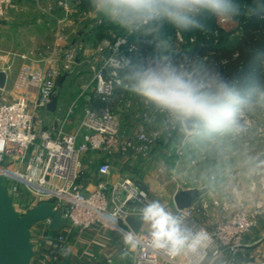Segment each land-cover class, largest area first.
Here are the masks:
<instances>
[{
	"label": "built area",
	"instance_id": "built-area-1",
	"mask_svg": "<svg viewBox=\"0 0 264 264\" xmlns=\"http://www.w3.org/2000/svg\"><path fill=\"white\" fill-rule=\"evenodd\" d=\"M68 2L58 0L59 6L70 14ZM8 3L9 0H0V19L6 16ZM132 37L139 35L114 34L98 48L99 56H103L106 48L109 54L103 57L99 67H92L94 77L86 86L91 95L83 104V117L74 132H66L65 127L72 122L75 104L57 120L60 125L55 133L46 128L48 118L43 116V112L48 110L52 98L58 94L61 75L71 73L79 63L77 56L82 46L73 44L59 61L55 60L60 68L52 65L22 67L13 87L0 89V176L19 212L26 213L42 202L56 204L55 209L64 221L56 230L60 232V239L73 231L82 234L102 226L122 237L124 233H134V264H204L210 255L221 260L220 264H234L246 236L258 224L256 215L249 210H237L218 223L213 231L198 221L193 206L177 210L174 215L181 217L194 232L202 231L207 240L196 253L170 255L152 246L145 225L135 233L126 223L129 217L140 219L139 210L150 201L146 189L131 178L114 180L110 161L101 163L88 182H83L86 155L103 153L109 157L137 159L148 156L159 138L158 132L149 135L143 126L135 136L125 135L117 115L119 105L128 95L123 88V92L119 91L120 73L113 70L107 61L118 55L130 57L134 50L129 45ZM62 38L60 36L59 40ZM165 122L169 135L173 134L174 122L168 116ZM184 128L188 135L185 125ZM261 173H264V162ZM223 209H229L227 203L223 204ZM38 224L43 230L51 231L50 220ZM59 261L55 258L53 264Z\"/></svg>",
	"mask_w": 264,
	"mask_h": 264
},
{
	"label": "rangeland",
	"instance_id": "rangeland-1",
	"mask_svg": "<svg viewBox=\"0 0 264 264\" xmlns=\"http://www.w3.org/2000/svg\"><path fill=\"white\" fill-rule=\"evenodd\" d=\"M68 1L71 8V13L68 15L70 20L60 24L61 27L57 26L54 31L52 28L51 35L48 32L49 28L46 29L42 37H45L47 42L41 44L31 41L22 42L21 38L10 34L9 27L5 25L6 16L0 19V68L6 65L3 59L8 54L29 53L31 48L33 52L27 60L22 59L26 61L22 67L37 68L52 65L60 68L55 60L59 61L73 44L82 46L77 56L80 63L74 66L72 75L64 81L62 89L58 92L61 99H67L71 103L73 95L81 88L82 83L86 81L87 84L93 80L92 67H99L103 57L109 54V49L106 48L103 56H99L98 48L112 39L114 34L125 36L127 32L118 34L115 29L110 28L111 24L98 20L91 13L88 0L84 2L85 8L80 0ZM237 2L250 5L253 0H237ZM249 17L241 15L232 24L217 20L215 23L208 22L205 23L208 30L204 32L175 31L165 35L170 39L174 53L185 52L207 38L213 40L215 45L224 44L232 47L239 41L242 35L241 27ZM220 30L226 33L223 44L219 40ZM60 36L63 38L59 40ZM55 38L57 43H54ZM38 54L40 58H36ZM127 95V99L119 105L117 111L124 134L133 137L143 126L149 135L158 132L159 138L153 143L148 156L137 159L109 157L103 153L86 155L85 181L95 173L101 163L110 161L115 176L142 182L146 185L150 200L160 201L164 206H168L167 210L175 214L177 209L173 197L178 190L214 188L220 181L230 182L231 177L234 176L238 186H223L216 194L218 200L227 202L229 209L220 207L219 214L214 210H210V213L204 211L202 217L215 229L218 223L244 208L254 213L258 221L256 228L249 235L261 227L264 214V173H261V169L246 172L241 168L254 152L264 148V105L254 103L246 106L244 110L240 109L238 117L240 127L239 131L234 133L209 134L195 127L187 135L184 125L174 122L175 130L169 135L165 122L167 114L159 112L139 97L128 92ZM232 149L239 150L238 154L233 155ZM197 218L207 228L198 216ZM145 228L148 229L147 225ZM42 230L39 224L33 230V241L37 245L34 264H53L55 258L63 260L65 256L61 254V249L64 248L71 249L73 264H134L135 247L126 245L122 236L107 227L98 226L82 234L73 231L63 239H60L59 231Z\"/></svg>",
	"mask_w": 264,
	"mask_h": 264
},
{
	"label": "clouds",
	"instance_id": "clouds-1",
	"mask_svg": "<svg viewBox=\"0 0 264 264\" xmlns=\"http://www.w3.org/2000/svg\"><path fill=\"white\" fill-rule=\"evenodd\" d=\"M91 13L101 22L116 26L130 35H140L155 54L144 63L131 57H110L108 65L121 73L120 87L139 97L179 125H192L209 134L239 131V112L243 105H264V85L242 94L235 83L218 72L185 57L177 61L165 27L182 32L207 31L205 18L232 24L241 15L264 13V0L241 4L237 0H88ZM147 225L154 248L170 255L196 253L207 236L187 227L158 200H150L139 210ZM126 245L135 243L134 233L123 235ZM70 248L61 249L67 257Z\"/></svg>",
	"mask_w": 264,
	"mask_h": 264
},
{
	"label": "crops",
	"instance_id": "crops-1",
	"mask_svg": "<svg viewBox=\"0 0 264 264\" xmlns=\"http://www.w3.org/2000/svg\"><path fill=\"white\" fill-rule=\"evenodd\" d=\"M68 15L69 14H67L59 6L58 0H9L7 6V12H6L5 25L9 27V30L11 31L10 34L11 33L14 34L16 38L17 37L21 38L22 42L27 43V41H31V42H38L41 44L47 42L46 38L42 37V35L45 34V30L49 28L50 31L48 30L47 31L49 32V35H51V32L54 31V29L57 26L61 27L60 24L64 23L67 20L68 21L70 20V16ZM53 38L51 40L52 42H53ZM54 43H57L56 38ZM39 48L40 47H38V49ZM31 52H33L32 48L30 49L29 53L23 52V54L19 55L18 53L12 52L4 57L3 61H5L6 65L1 67L0 70L5 71L7 73L6 87L8 90H10L13 87L19 70L21 69L22 66L25 65L26 61L23 60H27L28 58H30ZM37 57L40 58L39 54L36 56V58ZM72 73L73 72L63 74V76L66 75L65 80L68 77H70ZM90 82L91 81H89L86 84V81H84V83H82L81 88L73 95V101L71 103H69L67 99H61L60 94L59 96L57 94L59 100L56 111L54 113L50 112L49 110L43 112V116L48 118V121L46 122V128L49 131L55 133L57 127L60 125V123H58L57 120H59L60 117H63L67 112V110L70 107H72L74 104L76 108L71 118L72 122L71 124L67 125L68 126L67 128L65 127V131L71 133L77 130L83 117L84 102L82 101L81 96L83 97L88 96L89 91L86 90V86ZM62 87L61 88L58 87V92L59 89H62ZM238 151L239 150L237 149L236 150L232 149L231 153L233 155L234 154L237 155ZM260 151L257 150V152H254L252 154V157L248 159L245 166L241 169L245 170L246 172L259 171L260 169H262L261 168L262 163L264 162V148ZM112 178L114 180L121 179L115 176L114 174ZM234 178H235L234 176L231 177L230 182L220 181L214 188L208 187L209 189L208 192L205 193L203 196H201L193 204L196 217L198 216L201 219V222L207 228H209L208 230L210 231L213 230L214 228L209 226L205 218L202 217L203 214L202 212L207 211L208 213H210V210L217 211L218 214L219 212H221V208H223V204L227 202H222L221 200H218L216 198V194L223 186L235 187L237 183L235 181L236 179ZM83 182L87 183L88 179L86 181L83 179ZM136 182L142 188L147 190L145 184H144L145 187H143L138 181ZM91 188L92 187H90L89 189ZM215 202H218V204H215ZM262 217L263 218L260 223L261 227L255 230V232L252 235L246 236L244 246L242 247L237 257L235 258L234 264H264V214L262 215ZM221 262H222L221 260L220 261L216 260V258L210 255L204 264H220Z\"/></svg>",
	"mask_w": 264,
	"mask_h": 264
},
{
	"label": "trees",
	"instance_id": "trees-1",
	"mask_svg": "<svg viewBox=\"0 0 264 264\" xmlns=\"http://www.w3.org/2000/svg\"><path fill=\"white\" fill-rule=\"evenodd\" d=\"M80 1L85 8L86 0ZM208 22L215 23L216 18H205L204 23ZM110 28L115 29L118 34L124 32L113 25ZM241 30L242 35L239 41L232 47L223 44L226 33L224 30H220L219 40L223 45H215L213 40L208 38L203 39L185 52L174 53L175 59L183 61L187 57L192 61L199 62L205 68L218 72L225 80L235 83L242 94L247 95L258 85H264V13L250 16L243 23ZM164 31L165 34H169L179 30L166 26ZM146 39L140 35L130 38L129 45L134 48L130 57L134 63H144L155 54L154 49L145 42ZM61 78L62 76L59 80ZM119 90H122V87ZM90 95L88 93L89 97ZM86 98L81 96L83 102ZM254 103L243 105L240 109L244 110L246 106ZM139 183L145 187L142 182Z\"/></svg>",
	"mask_w": 264,
	"mask_h": 264
},
{
	"label": "water",
	"instance_id": "water-1",
	"mask_svg": "<svg viewBox=\"0 0 264 264\" xmlns=\"http://www.w3.org/2000/svg\"><path fill=\"white\" fill-rule=\"evenodd\" d=\"M65 78L66 75L60 79L59 88L63 86ZM6 85L7 73L0 70V89H5ZM58 100V96L52 98L48 106L50 112L56 111ZM185 127L189 132L195 129L192 125ZM208 190V187L178 190L173 197L176 209L192 207ZM55 208V203L42 202L26 213L19 212L14 206L4 179L0 176V264H34L37 246L32 242L33 227L40 222L50 220L49 229L58 230L64 221L61 213ZM126 223L135 233H138L144 225L140 219L132 217L127 218ZM55 264H73L72 256L69 254Z\"/></svg>",
	"mask_w": 264,
	"mask_h": 264
}]
</instances>
